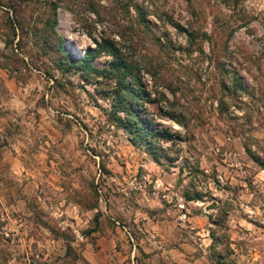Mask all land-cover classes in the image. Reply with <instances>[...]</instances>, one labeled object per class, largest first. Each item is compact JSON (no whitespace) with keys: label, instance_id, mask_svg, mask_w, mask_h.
Here are the masks:
<instances>
[{"label":"rangeland","instance_id":"1","mask_svg":"<svg viewBox=\"0 0 264 264\" xmlns=\"http://www.w3.org/2000/svg\"><path fill=\"white\" fill-rule=\"evenodd\" d=\"M50 1L0 0V264H264L247 150L264 162V0H53L46 25ZM102 36L178 134L156 156L113 119L104 76L59 61V41L81 55Z\"/></svg>","mask_w":264,"mask_h":264},{"label":"trees","instance_id":"2","mask_svg":"<svg viewBox=\"0 0 264 264\" xmlns=\"http://www.w3.org/2000/svg\"><path fill=\"white\" fill-rule=\"evenodd\" d=\"M56 8V2L51 0V15L46 17V25L49 23L52 25L53 22L56 21ZM140 19L145 20L143 16H140ZM176 25L183 30L185 29L179 23H176ZM193 34V31L187 30V36H193ZM93 41L95 43L94 46L88 48L81 55L74 54L65 47L62 41H59L55 51L59 54L58 58L60 63L64 65V69L67 70L70 67H75L88 74L94 72L104 76L108 84V89L105 90L104 95L106 97H111V115L113 119L128 132L133 144L143 143L146 145V148L155 155V144L159 138L174 140V137L178 136V134L171 131L167 126H156V122L153 120L154 118L150 116L149 112L146 110L145 102L158 104L159 100L155 97H151L143 87L140 76L136 73L137 71L134 70L137 68V65H134L132 61L121 52L118 42L111 36H102L100 39L93 37ZM192 41L193 40H191V42ZM101 52L111 56L107 59V64L102 68L96 66L93 62V58ZM224 68L226 69V66H224ZM112 81L114 82L113 84ZM223 86L224 89L228 87L226 83H223ZM167 87V90L175 95L176 88L171 86ZM162 96L165 97L164 99L168 107L165 108L163 105H158L159 111H161L160 113L185 126L184 114L174 108L175 101H170L169 98L164 96V93H162ZM247 150L256 162L264 165V162L256 153L252 152L248 147ZM185 197L188 199H197L200 195L196 192L192 197L186 194ZM216 264L219 263L217 262Z\"/></svg>","mask_w":264,"mask_h":264}]
</instances>
